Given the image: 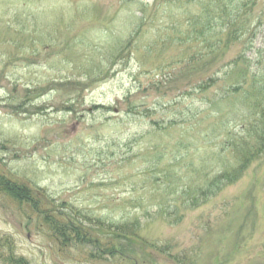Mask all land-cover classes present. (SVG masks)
<instances>
[{
  "label": "rangeland",
  "instance_id": "1",
  "mask_svg": "<svg viewBox=\"0 0 264 264\" xmlns=\"http://www.w3.org/2000/svg\"><path fill=\"white\" fill-rule=\"evenodd\" d=\"M187 1L0 0V172L39 191L49 214L79 215L99 241L62 242L0 194V237L31 264H264V151L206 200L187 190L200 157L219 167V137L204 138L219 132V87H197L241 55L264 77V28L201 44L187 20L202 2Z\"/></svg>",
  "mask_w": 264,
  "mask_h": 264
},
{
  "label": "trees",
  "instance_id": "2",
  "mask_svg": "<svg viewBox=\"0 0 264 264\" xmlns=\"http://www.w3.org/2000/svg\"><path fill=\"white\" fill-rule=\"evenodd\" d=\"M195 1L202 2L203 11L197 15L196 13L190 14L187 20L188 35H192L190 39L193 41L203 39L200 41L202 44L211 36H218L221 40L225 38L227 43L236 42L251 33L250 31H257L259 27L264 28V13H254L259 0H188L186 3L192 4ZM134 35L133 33L130 35L129 44L123 49L129 50ZM259 53L260 57L256 64L264 62V53L262 50ZM110 56L112 57L113 54ZM195 58L190 56L188 63L193 66L197 61ZM240 58H243L244 67L239 68L236 63ZM252 63L250 58L241 55L230 65L224 67L221 76L210 77L197 87L198 91H205L217 85L219 87L217 92L215 89V95L211 101L219 132L212 136L205 135L204 138L219 137L220 150L213 153L219 165L218 169L214 168L213 171H209L212 165L209 166L210 160L205 156L200 157L198 162L190 167V176L195 180L188 185L187 190L189 194L194 195L192 199L194 202L202 198L206 200L238 181L250 164L259 159L264 151V77L260 79L256 75L249 76ZM174 123L175 121H170V124ZM175 162H178L177 156ZM38 192L31 185L0 172V194L18 204H29L30 213L43 216L44 221L52 225L53 233L61 238L62 242L69 243L71 235L67 237L66 233H71L72 237L76 236L74 239L78 243L87 242L96 245L99 243L97 239L93 240L92 237L83 234L87 231L83 230L82 218L79 215H77L78 221L74 222L65 218L66 214H49L48 209L41 208L44 205L43 195H38ZM198 197L199 200H197ZM60 219L65 220L64 224ZM136 225L134 223L132 226ZM132 226L120 224L118 228L122 232H128L126 237L129 239L133 236L130 235L133 230ZM0 239L4 243L0 248L8 253L4 261L9 264H31L24 256L16 252V243L12 237L1 235ZM109 252L111 254L120 253L114 245L109 248ZM121 254L125 256L124 249Z\"/></svg>",
  "mask_w": 264,
  "mask_h": 264
}]
</instances>
